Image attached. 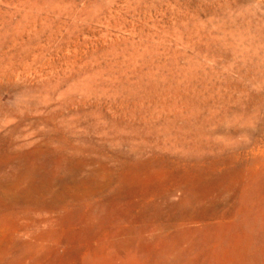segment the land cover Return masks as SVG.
Instances as JSON below:
<instances>
[{"label": "rangeland", "instance_id": "obj_1", "mask_svg": "<svg viewBox=\"0 0 264 264\" xmlns=\"http://www.w3.org/2000/svg\"><path fill=\"white\" fill-rule=\"evenodd\" d=\"M0 264H264V0H0Z\"/></svg>", "mask_w": 264, "mask_h": 264}]
</instances>
